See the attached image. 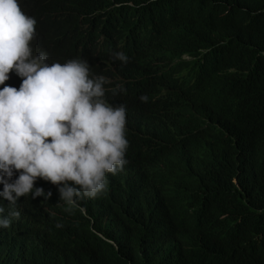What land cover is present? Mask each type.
I'll list each match as a JSON object with an SVG mask.
<instances>
[{"label":"trees","instance_id":"obj_1","mask_svg":"<svg viewBox=\"0 0 264 264\" xmlns=\"http://www.w3.org/2000/svg\"><path fill=\"white\" fill-rule=\"evenodd\" d=\"M21 1L55 62L87 61L126 91L146 75L158 84L161 100L126 117L125 155L127 172L157 157L163 177L140 176L128 196L141 205L134 215L122 176L104 199L74 205L61 200L62 184L37 177L33 191L51 196L26 194L20 219L0 226V264H158L143 248L155 216L170 223L164 248L177 264H264V0ZM110 34L113 47L131 49L132 81L93 49Z\"/></svg>","mask_w":264,"mask_h":264},{"label":"clouds","instance_id":"obj_2","mask_svg":"<svg viewBox=\"0 0 264 264\" xmlns=\"http://www.w3.org/2000/svg\"><path fill=\"white\" fill-rule=\"evenodd\" d=\"M136 40L130 28L125 41L136 48ZM93 49L96 54L110 52L112 69L122 81H132L128 69L133 59L127 45L113 47L110 34L99 37ZM137 57V64L143 66ZM12 70L14 79L0 89V226L8 228L20 219L19 205L26 194L49 199L51 192L33 191L37 177L62 184L61 200L74 205L83 197L104 199L111 181L122 176L127 211L137 214L140 202H130L128 196L142 188V175L161 180L163 167L156 157L127 172L126 117L161 100L158 84L146 75L126 91L122 84L111 86L114 81L94 72L87 61L55 62L39 42L37 17L26 11L21 0H0V85ZM110 91L113 97L124 94L110 101ZM172 190L164 191L165 200ZM171 230L164 217L155 216L144 236L143 248L149 255L155 253L152 260L158 264L179 263L164 248Z\"/></svg>","mask_w":264,"mask_h":264}]
</instances>
